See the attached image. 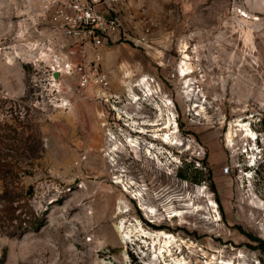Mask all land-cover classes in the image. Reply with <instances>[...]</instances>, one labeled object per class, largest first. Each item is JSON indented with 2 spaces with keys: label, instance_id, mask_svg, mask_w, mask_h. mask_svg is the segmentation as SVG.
Masks as SVG:
<instances>
[{
  "label": "rangeland",
  "instance_id": "rangeland-1",
  "mask_svg": "<svg viewBox=\"0 0 264 264\" xmlns=\"http://www.w3.org/2000/svg\"><path fill=\"white\" fill-rule=\"evenodd\" d=\"M131 8L103 49L104 97L63 78L31 87L8 49L31 12L0 0V59L24 86L0 85V264H264V0ZM10 202L38 227L17 232Z\"/></svg>",
  "mask_w": 264,
  "mask_h": 264
},
{
  "label": "built area",
  "instance_id": "built-area-1",
  "mask_svg": "<svg viewBox=\"0 0 264 264\" xmlns=\"http://www.w3.org/2000/svg\"><path fill=\"white\" fill-rule=\"evenodd\" d=\"M21 1L31 16L22 17L8 49L15 58V48H23L15 60L31 67V87L42 79L54 87L63 78L82 88L97 86L99 95L105 97L109 79L101 66L103 49L107 42L127 34L122 9L137 0ZM147 36V32L139 36L137 44L147 45Z\"/></svg>",
  "mask_w": 264,
  "mask_h": 264
},
{
  "label": "trees",
  "instance_id": "trees-1",
  "mask_svg": "<svg viewBox=\"0 0 264 264\" xmlns=\"http://www.w3.org/2000/svg\"><path fill=\"white\" fill-rule=\"evenodd\" d=\"M11 165L12 164L10 162L6 161L5 159H1L0 157V172H2L3 167L11 166ZM178 175L180 178L185 179V180L188 178L182 173H179ZM191 181H193L194 183H199L203 180L201 179V177L195 176L191 178ZM30 194H31V190H30ZM5 208H6L5 212L9 216V220L16 221V224L14 227L17 232L22 230L24 226H27L29 228H37L41 221V218L36 216L35 212L26 203L25 204L17 203L14 206L13 203L10 202V204L8 206H5ZM17 210H20V211L17 214H15ZM258 249H261L262 251H264V243L261 242L258 245Z\"/></svg>",
  "mask_w": 264,
  "mask_h": 264
},
{
  "label": "crops",
  "instance_id": "crops-1",
  "mask_svg": "<svg viewBox=\"0 0 264 264\" xmlns=\"http://www.w3.org/2000/svg\"><path fill=\"white\" fill-rule=\"evenodd\" d=\"M132 3L135 4V2H132ZM133 4H130L128 7L123 8L121 16H125V18L130 19V18L126 17V16H128L126 14V11H129L130 14H131V12L133 14H135L131 8ZM5 5H6V2H5ZM11 66H12L11 64H7L5 61L0 59V75L3 74L5 77V79L0 80V85H1L2 89L4 90V92L6 93V95H9L10 97H20L24 93V86L21 83L20 79H18V78H17V80L16 79L13 80L12 78L8 79L10 76V71L11 72L13 71Z\"/></svg>",
  "mask_w": 264,
  "mask_h": 264
},
{
  "label": "bare ground",
  "instance_id": "bare-ground-1",
  "mask_svg": "<svg viewBox=\"0 0 264 264\" xmlns=\"http://www.w3.org/2000/svg\"><path fill=\"white\" fill-rule=\"evenodd\" d=\"M20 52V51H19ZM22 53V52H21ZM21 56V55H20ZM7 63L8 64H10L11 63V59H8V61H7ZM179 74L181 75V77H183V79H184V77H185V75H186V70H184L183 68L182 69H180L179 70ZM146 81H148V80H143L142 79V84H138L137 86H139L140 87V90H141V92H142V96H144L145 98H146V100L148 99V98H150V97H154V95H157L156 94V91H154L151 87H149V85L148 84H146ZM140 100V98H136L135 100ZM175 125V124H174ZM152 126H158L157 124H154V125H152ZM169 129V130H168ZM162 131H166L167 133L170 131V121L169 120H167L165 123H164V126L162 127V129H161ZM174 130H176V128H174ZM159 131V130H158ZM162 138H163V142L164 143H172L171 141H170V139H169V136L167 135V134H165V135H162ZM149 153V152H148ZM215 213H216V211H214ZM163 235H164V237H165V235L166 234H164L163 233ZM168 237V236H167ZM167 237H165V238H167ZM165 245H166V247H168L169 246V242H165ZM179 264V263H178ZM218 264V263H217ZM219 264H225V263H223V262H221V263H219Z\"/></svg>",
  "mask_w": 264,
  "mask_h": 264
},
{
  "label": "clouds",
  "instance_id": "clouds-1",
  "mask_svg": "<svg viewBox=\"0 0 264 264\" xmlns=\"http://www.w3.org/2000/svg\"><path fill=\"white\" fill-rule=\"evenodd\" d=\"M256 138H257V137H256ZM256 153H259V154H261V153H262V149H261V150H259V151L256 149ZM253 166H254V164H253L251 167H253Z\"/></svg>",
  "mask_w": 264,
  "mask_h": 264
},
{
  "label": "water",
  "instance_id": "water-1",
  "mask_svg": "<svg viewBox=\"0 0 264 264\" xmlns=\"http://www.w3.org/2000/svg\"><path fill=\"white\" fill-rule=\"evenodd\" d=\"M54 75L57 76V73H55Z\"/></svg>",
  "mask_w": 264,
  "mask_h": 264
}]
</instances>
